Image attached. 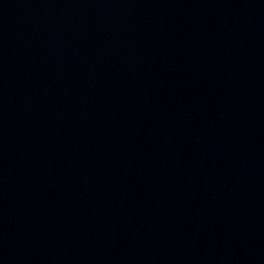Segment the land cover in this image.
Listing matches in <instances>:
<instances>
[{
	"label": "water",
	"instance_id": "obj_1",
	"mask_svg": "<svg viewBox=\"0 0 264 264\" xmlns=\"http://www.w3.org/2000/svg\"><path fill=\"white\" fill-rule=\"evenodd\" d=\"M0 264H186L145 0H0Z\"/></svg>",
	"mask_w": 264,
	"mask_h": 264
}]
</instances>
